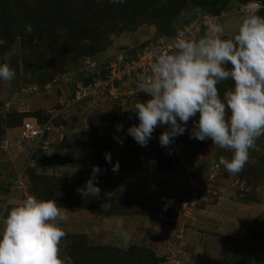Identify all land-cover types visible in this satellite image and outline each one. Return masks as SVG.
I'll use <instances>...</instances> for the list:
<instances>
[{"label":"rangeland","instance_id":"1","mask_svg":"<svg viewBox=\"0 0 264 264\" xmlns=\"http://www.w3.org/2000/svg\"><path fill=\"white\" fill-rule=\"evenodd\" d=\"M183 1L172 7L170 0H0L6 21L11 18L8 40L0 21V63L15 73L11 81L0 80V214L28 195L56 199L66 216L57 221L65 233L57 245L62 264H211V258L218 260L213 264H264V135L235 174L218 163L230 159L231 150L190 138L196 117L166 147L158 137L167 125H157L144 146L173 154V168L153 162L146 168L142 158L131 159L136 142L126 129L138 123L132 108L149 98L133 82L139 68L148 70L138 58L158 38H175L178 31L199 38L206 28L192 27L200 20L201 0H188L190 7ZM226 1L214 21L230 38L242 17L238 5L249 0ZM26 25L30 32H22ZM78 81L91 90L78 89L79 102L65 108ZM222 82L227 85L219 88ZM231 83L219 82L218 92ZM56 112L42 138L21 143L24 121L46 122ZM41 151L92 165L43 170L37 165ZM118 161L127 163L114 173L111 163ZM93 165L101 169L94 181L100 196L82 197L77 188ZM83 210L97 213L96 220ZM119 231L129 234L127 243ZM222 242L228 248L218 249Z\"/></svg>","mask_w":264,"mask_h":264},{"label":"clouds","instance_id":"2","mask_svg":"<svg viewBox=\"0 0 264 264\" xmlns=\"http://www.w3.org/2000/svg\"><path fill=\"white\" fill-rule=\"evenodd\" d=\"M261 8L264 3L260 0L244 4L241 20L230 38L224 36L221 23L209 21L199 38L178 31L171 51L158 49L153 53L149 74L137 78L139 91L149 98L134 104L132 109L138 123L126 129L137 144L146 146L154 128L167 125L158 137L159 144L166 147L172 138L184 133L189 119L196 117L190 138L210 139L213 145L231 150L230 159L218 161L229 174L243 168L249 148L256 138L264 135ZM25 28L31 31L30 26ZM14 76L6 63H0V80L11 81ZM226 80L232 82L231 87L220 94L217 84ZM115 127L119 131L122 125ZM113 139L123 143L119 137ZM21 143L25 146L27 141L21 139ZM104 159L110 162V153L105 152ZM118 170L119 163L112 162L111 171ZM100 172L98 166H92L84 186L77 188L82 197L100 196V189L94 183ZM65 219L54 198L28 195L8 208L6 214L0 215V264H62L57 245L65 233L57 221ZM117 235L125 243L130 239L125 231Z\"/></svg>","mask_w":264,"mask_h":264},{"label":"built area","instance_id":"3","mask_svg":"<svg viewBox=\"0 0 264 264\" xmlns=\"http://www.w3.org/2000/svg\"><path fill=\"white\" fill-rule=\"evenodd\" d=\"M249 1H246V2H241L239 5H238V11L240 13H242V6L246 3H248ZM198 12L197 14H199V17H200V20L199 22L198 21H195V22H198L196 23L194 26L192 27H195L194 30H199V29H202L204 26L206 27V24L208 22V20L210 21H214L215 17L214 15H211V14H208V13H205V12H202L200 11L199 9H197ZM201 18H203V20H201ZM193 30V28H191ZM185 33V35L187 37H190V38H195L196 36L189 32V33H186V32H183ZM173 41H174V38H169V39H164V38H158L151 47L145 49L143 51V54L140 55V58H138V62L139 63H143V64H147V67H148V70L147 71H142L141 68H139V71L138 73L139 74H149V70H150V65L151 63L153 62V53L158 50V49H163V50H166V51H171L173 49ZM114 77V76H111V78ZM137 90L139 91L138 87H137V83H138V80L137 81H133ZM74 89H73V92L71 93L72 95L70 96L69 99H67L63 104L65 106V108H68V109H71V108H74V105L79 102V100L81 99L79 97V91L78 89H84V86L88 87L89 91L91 90L90 89V85H85L83 83H80V81H78L77 83L75 82L74 84ZM60 113L59 112H56L53 116H51V118L40 124L37 120L33 119V120H26L22 123L21 125V133H20V136H21V139L24 140V141H33V140H38L40 138H42V136L44 135L45 132L49 131L50 127H49V124L51 122V119L55 116H58ZM46 145V144H45ZM47 147L46 146H42L43 149H45ZM6 207V206H5ZM4 212H2V214L0 215H3Z\"/></svg>","mask_w":264,"mask_h":264},{"label":"water","instance_id":"4","mask_svg":"<svg viewBox=\"0 0 264 264\" xmlns=\"http://www.w3.org/2000/svg\"><path fill=\"white\" fill-rule=\"evenodd\" d=\"M132 149L133 156L131 159L133 160L135 158H142L145 162L146 168L148 167L150 161H154L159 169H171L175 165L173 154L165 153L159 146L144 148L136 143ZM37 161L41 166L50 168L53 166L73 164L75 162V158L73 155L55 151L50 154H41Z\"/></svg>","mask_w":264,"mask_h":264},{"label":"trees","instance_id":"5","mask_svg":"<svg viewBox=\"0 0 264 264\" xmlns=\"http://www.w3.org/2000/svg\"><path fill=\"white\" fill-rule=\"evenodd\" d=\"M183 2H184L183 5H186V6H189L190 7V4L188 3V0H184ZM198 2L200 3V5H199L200 7L198 9L200 11H202V12H205V13H208V14H211V15H218V14H220L221 11L226 7V4H227V1L226 0H201V1H198ZM168 4H171L172 7H174L176 5L175 2H174V0H170V2ZM1 6H2V4L0 2V7ZM172 7H170V8H172ZM5 10L6 9L2 6V12H4V14L3 13L0 14L1 15L0 16V21H3L4 22V24H3L4 25L3 32L5 33L6 38L8 40V39H10V36H11L10 30H9V26L11 25V23H10L11 18H10L9 22L6 21V19H5V17H6V15H5L6 14V11ZM24 30H26L25 26H24L22 32H24ZM8 42L9 41H7V43H5V44H3L1 46V48H2L3 51H5L6 49H8V47L10 45ZM226 85H227L226 83L222 82L220 84V87L219 88L225 87ZM39 122L42 123L43 121H39ZM37 153H38V155L43 154L42 151L41 152H37ZM74 163L75 164H77V163H79V164H85L87 166L92 165V163H91V161L89 159H84V160H81V161L80 160H76ZM118 163H119V169H120L127 162L126 161H118ZM37 165L40 166L43 170L47 169L46 166H41L38 163V161H37ZM117 256H118V254L116 252H114L113 257L116 258ZM109 258H111V256H109ZM124 258H126V257H123V256L119 257L120 260L125 261ZM131 262H133V261H131Z\"/></svg>","mask_w":264,"mask_h":264},{"label":"crops","instance_id":"6","mask_svg":"<svg viewBox=\"0 0 264 264\" xmlns=\"http://www.w3.org/2000/svg\"><path fill=\"white\" fill-rule=\"evenodd\" d=\"M5 142H6V145L8 144L7 143V140H5ZM8 146H9V144H8ZM17 148L19 149V146L17 145ZM10 154H11V152H10ZM75 158V157H74ZM75 161H76V159H75ZM84 212H88L89 213V215H88V218L90 219V220H92V221H94V220H96L95 219V217H96V215H97V213H93V211L92 210H83ZM116 216H119V215H116ZM87 218V219H88ZM228 244L227 243H225V242H222V243H220V244H218V249H225V248H228ZM217 258H219L220 259V256H219V254L217 255ZM216 261H218V260H214V258H211V264H213V263H216ZM220 261V260H219ZM221 263V262H220Z\"/></svg>","mask_w":264,"mask_h":264},{"label":"flooded vegetation","instance_id":"7","mask_svg":"<svg viewBox=\"0 0 264 264\" xmlns=\"http://www.w3.org/2000/svg\"><path fill=\"white\" fill-rule=\"evenodd\" d=\"M150 162H153L157 166V164L154 161H150Z\"/></svg>","mask_w":264,"mask_h":264}]
</instances>
